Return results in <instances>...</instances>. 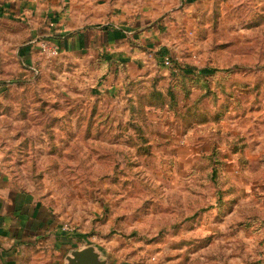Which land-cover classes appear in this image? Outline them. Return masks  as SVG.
Returning <instances> with one entry per match:
<instances>
[{"label": "rangeland", "instance_id": "374dc122", "mask_svg": "<svg viewBox=\"0 0 264 264\" xmlns=\"http://www.w3.org/2000/svg\"><path fill=\"white\" fill-rule=\"evenodd\" d=\"M151 2L173 7L134 77L28 62L26 20L0 18L2 167L108 264H264V0Z\"/></svg>", "mask_w": 264, "mask_h": 264}, {"label": "crops", "instance_id": "0c3cea01", "mask_svg": "<svg viewBox=\"0 0 264 264\" xmlns=\"http://www.w3.org/2000/svg\"><path fill=\"white\" fill-rule=\"evenodd\" d=\"M142 1L0 0V18L26 20L31 39L23 44L21 54L28 62L37 58L40 40L47 38L58 45L59 53L82 52L88 57L104 53L102 68L107 69L114 58L127 65L134 77L145 73V65L134 70L129 63L148 57L132 41L151 44L156 36L163 37L159 25L173 7L169 2ZM60 226L56 209L40 195L14 184L0 160V264H65L66 256L78 248L70 247L69 236Z\"/></svg>", "mask_w": 264, "mask_h": 264}, {"label": "water", "instance_id": "95a60500", "mask_svg": "<svg viewBox=\"0 0 264 264\" xmlns=\"http://www.w3.org/2000/svg\"><path fill=\"white\" fill-rule=\"evenodd\" d=\"M65 264H108L100 251L94 245L84 246L72 250L66 256Z\"/></svg>", "mask_w": 264, "mask_h": 264}, {"label": "built area", "instance_id": "2783aa9c", "mask_svg": "<svg viewBox=\"0 0 264 264\" xmlns=\"http://www.w3.org/2000/svg\"><path fill=\"white\" fill-rule=\"evenodd\" d=\"M39 48H40V52L42 54H45L46 56H56L59 54V47L57 44L52 43L50 40H48L47 38H42L40 40V44H39ZM170 58L169 56H165L164 57V63L166 65H170ZM63 230H69V226L67 224H64L62 226Z\"/></svg>", "mask_w": 264, "mask_h": 264}, {"label": "trees", "instance_id": "16d2710c", "mask_svg": "<svg viewBox=\"0 0 264 264\" xmlns=\"http://www.w3.org/2000/svg\"><path fill=\"white\" fill-rule=\"evenodd\" d=\"M163 52L165 53L166 51H163ZM164 53H163V54H164Z\"/></svg>", "mask_w": 264, "mask_h": 264}]
</instances>
